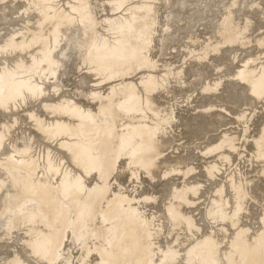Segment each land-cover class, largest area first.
I'll list each match as a JSON object with an SVG mask.
<instances>
[{
  "label": "rangeland",
  "instance_id": "374dc122",
  "mask_svg": "<svg viewBox=\"0 0 264 264\" xmlns=\"http://www.w3.org/2000/svg\"><path fill=\"white\" fill-rule=\"evenodd\" d=\"M28 1L30 4H28ZM189 1L195 2V0ZM215 1L211 0L210 4L213 11L209 13L213 16L214 10L217 9V13L214 14L215 19L220 16L218 18L219 23L215 24V27H219L218 34L215 31L216 36L212 33V27L206 26V28L204 23L197 20V10H199L200 5L197 6V8L199 7L198 9L195 8L194 10L180 9L183 13V19L190 18L200 23L196 24V22H193V25L190 23L181 25V23L177 27L171 25L168 21L169 16L179 6L180 0H0V12H2L0 13V33L6 36L10 31L16 30V32L11 34L12 36H9V41H6L7 43H3L0 47V74H2L0 75V199L8 186V181L14 180L12 177L14 175L13 172L16 170L15 173H19L18 178H16L17 180L19 179L17 181L19 188L14 192L17 196L12 192L8 195L9 197L7 196L9 200L5 207L0 210V219L10 210L21 205L22 202L26 200L28 202H25L27 204L25 206L27 207L24 206L23 210L19 214H16L20 219H15L16 216L14 215L13 219H11L10 227H8L10 229L7 230L4 238L0 240V264H28L25 261L26 259H24L27 256L40 260V262H34L35 264H113L114 262V264H134V262L135 264H210L211 261L213 262L212 264H264V206L261 205V202L264 204V189H260L259 187L264 179L262 176L264 175V169L258 167L260 162V166L263 167L264 157H261V161L260 157L256 156V151L259 147H262V152H264V147L261 146L262 144L264 145V83H262V81L264 82V0H220L222 1L220 4H216ZM52 4L56 5L52 7L50 6ZM135 5H137L135 8L131 7ZM157 5L160 6L158 7ZM243 6L245 7V15L242 17L238 12ZM203 7L204 5L202 4L201 8L203 9ZM42 8L43 10H41ZM221 14L223 15L221 16ZM122 16H127V19L125 20L122 32H119L114 25L115 21ZM107 19L111 20V23L113 22L111 27L108 26L110 23L107 24ZM145 25L149 26L146 27ZM233 28L235 31L232 30ZM53 32L59 34L54 35ZM1 34L0 39L5 37H2ZM127 35L130 36L131 40H129L130 38ZM230 35H232V39ZM190 36L195 37V39H191ZM143 38L145 39L142 40ZM136 39H138V42ZM228 39L232 41H227ZM198 40L200 46L196 49L195 46ZM140 43H143L144 47ZM102 44L109 48L112 55L109 53L104 58L102 57L101 54L104 50L100 47ZM6 46L8 49H6ZM115 48L118 49L119 53ZM212 51L215 53L214 56H216L211 60V64H214L213 66L215 67L218 66L217 69L223 67L213 75V77H217L218 74L221 76L218 85L227 83L225 85L227 90L230 87L237 89L241 85L240 83L246 80L250 81H246L249 83L248 88H251H247V93L248 91L251 93L254 91L253 95L255 92L260 93L263 91V93L258 94L259 99L256 98L258 100V107L256 106L255 108L254 106V112L252 111V106L249 111L236 114L233 118L231 116L234 124L232 122L230 124L220 123V127L217 126L212 133H208L201 141L198 140L199 142L196 143L198 148L196 145H194V148L193 145H191L192 147L190 144L189 146L187 145L190 143L189 138L195 140L192 134H188L190 136L170 138V143L167 145L168 148L166 150L151 155L147 170L133 168L134 165L130 163L132 155L134 153H141V149L145 145L144 138L152 132L160 131L161 127L158 129L159 126L164 124L162 127L166 128L167 126V130L173 131L174 128H181V125L184 127L188 121V124H190V122L192 123L196 120L194 117L193 120L191 118L195 116L194 112L191 113L192 116L189 115L190 118H187L186 115L184 116V114H187L184 113L185 108L189 104L187 100L192 101L194 97V94L190 90L187 93V97L183 99V101L185 100L184 103H178V101L175 103V108H173L174 112L170 110L173 113V115L171 114V119H173L176 109V113L184 111L181 114L175 113V116L177 118L180 117V119L175 121L176 117H174L172 121L176 122V124L171 122V126L168 127L170 125L168 121H171L168 120L170 119V111H168L169 109H167L165 102L169 97L165 99V102L162 100L158 102L153 97L155 92L160 88L156 81L157 76L160 73H166L165 71L168 68L165 65L167 63L172 65V68H178L182 63L180 62V65L177 64L178 66L174 65V67L173 63L179 62L180 58H185V62H182L184 64L187 62L188 65V62L190 64V61L198 60L201 53H210ZM137 52L139 53L137 54ZM224 53L231 56L226 57L227 55H224ZM237 53L238 55H236ZM247 53L250 55L246 64H249L248 69L251 70H249L248 76H243L240 72L242 67L237 71V64L244 66L242 62L239 63V59H244L246 57L244 55ZM62 54L64 57H62ZM139 57L140 59H138ZM114 58L116 59L114 60ZM96 59L98 63L95 61ZM225 59L227 61L224 63ZM229 61L233 62V64L229 65L231 64ZM224 64L229 65L227 69H224ZM31 66L32 68H30ZM45 66L47 68H44ZM190 66L191 64L188 68ZM20 67L21 69H19ZM191 67L190 69H192ZM229 67L231 68L230 70ZM189 70L184 68L182 72L181 70L178 71L189 75L187 73ZM191 72L189 73L191 74ZM237 74L241 75V79ZM254 75L255 77L252 79ZM225 76L237 77L235 79H228ZM182 77L179 74V80L185 81L186 78L183 79L185 75ZM180 81H177V83L182 82ZM213 82L214 80L209 82V86L212 89L214 88V84H211ZM174 87L177 86L174 84ZM222 87L223 85L216 88L221 91L215 93L214 99H216L215 96L220 92L217 96L220 97L222 95L224 88ZM256 87H259L260 91ZM226 89L224 88V90ZM124 90L131 93L128 99H125L126 94ZM120 92L124 93L125 96L124 94L119 95ZM257 93L254 95L256 96ZM146 96L150 97L149 100L151 102L147 103ZM57 99L60 102L62 101L61 106L63 108L57 109L52 106L54 103L56 104ZM54 100L55 102H53ZM203 101L206 102V100ZM66 103H70L72 106L67 107ZM144 105L147 107L146 109L143 107ZM155 109L156 111L163 112L162 120L160 115L157 116L153 113ZM192 110L194 111V109H190L189 112ZM213 110L215 109L209 107L206 108L205 112L210 113L209 111ZM166 113H168V117L164 116ZM222 113L224 114L223 111ZM250 113H256L254 114L255 117ZM223 114L219 115L216 119H221V116H224ZM181 115L183 116L181 117ZM141 118L144 119L143 123L137 124ZM250 118L251 120H249ZM248 120L253 124H248ZM60 122L61 125L59 124ZM247 125L248 128H246ZM80 127H82L81 134ZM133 127L134 132L121 135V128L130 129ZM200 127L198 126L194 129L195 134L196 132L197 135L201 133L197 131ZM156 128L158 130L154 131ZM165 128L162 129L164 130ZM244 129L248 133L246 137V134H242ZM56 131L61 132L57 134L55 133ZM217 134L218 136L221 134L219 140L215 139L217 138ZM47 135H51L49 136L50 139L49 137L47 138ZM53 135H56L58 138ZM256 135L260 138H256ZM207 136H210L211 142L214 139L216 141H214L213 147L209 149L211 151L204 152V149L208 147V142L203 145ZM242 136L245 138L243 139ZM187 137L189 138L187 139ZM84 141L85 143H83ZM216 142L218 143L215 148ZM79 145L81 146L79 147ZM250 145L254 147L251 148ZM67 148H70L71 151ZM115 148H118L116 149L115 156L116 165L112 168L110 167L111 169L109 166L103 167L105 163L112 159L111 157ZM243 148H246L248 152ZM250 149L254 150L251 151ZM58 150L64 154L58 155ZM189 155H192L193 159L187 162L186 160H190L191 158ZM247 155L250 157L248 158ZM87 156H91L92 159ZM248 159L251 160L249 161ZM49 163L51 164L48 165ZM249 164L251 166L255 164V170ZM221 167L222 170L225 169L222 171ZM211 169L214 170L212 171ZM236 169H238V173L244 172L243 175H238L241 178L235 175L237 174ZM248 169L251 173L247 171ZM6 170L7 172L9 170V172L7 173ZM88 172L90 174H87ZM153 172L159 173L158 179H153ZM229 174L234 175V178ZM253 175L255 176L252 177ZM243 179L245 180L243 181ZM246 181L250 183L249 190L245 188ZM77 184H81L80 187ZM239 184H242L241 187H243L241 188ZM218 185L222 188L220 190L224 194L223 197L221 191L218 190ZM62 186H64L63 189L59 190ZM77 188L79 190H76ZM215 188H218L217 190L220 193L218 191L215 192ZM234 189H236L237 193H234ZM45 190L47 191L46 193ZM231 190H233L232 194ZM81 191L83 193H80ZM87 192L91 194L95 193V195L91 199L88 198L89 200H86L84 196H87ZM176 192L182 194L178 197ZM251 193L257 195L260 203L251 202ZM89 194L88 196H90ZM115 195L118 198L121 197L119 202H114L117 199L114 198ZM176 199L180 201L175 203ZM232 199L236 200L232 201ZM226 202H230L231 205ZM243 202H247L246 205ZM55 204H58L57 208H54L53 205ZM241 204H244L243 207H241ZM235 205L237 206L236 209ZM259 206L262 207V210ZM36 207L41 209L38 210ZM214 210L216 213H213ZM219 210L221 211L220 216H218ZM39 212L43 216L41 213L39 215ZM65 215L68 218L66 220ZM223 217H225L224 221L222 220ZM230 218V221L227 220ZM48 219L51 222L53 221V223L50 224L51 222ZM183 219H186V221L183 222ZM12 222L15 223L13 224ZM54 223L55 225H53ZM123 226L124 228H122ZM235 226L237 227L234 228ZM239 228L242 232L239 231ZM189 229L190 232L188 231ZM120 233L124 234L123 237ZM156 233L158 234L156 235ZM115 239L118 240L116 241ZM149 240L155 242L148 243L147 241ZM39 242L44 243V245ZM158 242H162V245L157 247ZM145 246L148 248H145ZM46 247L50 248V250ZM52 247L56 248L55 251ZM163 247H165L164 253L161 251ZM212 247L213 250L211 249ZM217 247L218 253L216 251ZM52 251L56 253L53 254ZM211 251L213 252L212 254ZM255 251L259 252L255 253ZM260 251L263 253H260ZM230 253H232L231 256ZM56 254L57 256L54 257ZM102 254L104 257H102ZM249 255L250 257H248ZM233 256L234 258H232ZM51 257L55 259L53 260L52 258L51 260ZM212 257L215 260H212Z\"/></svg>",
  "mask_w": 264,
  "mask_h": 264
},
{
  "label": "bare ground",
  "instance_id": "6f19581e",
  "mask_svg": "<svg viewBox=\"0 0 264 264\" xmlns=\"http://www.w3.org/2000/svg\"><path fill=\"white\" fill-rule=\"evenodd\" d=\"M16 1V0H15ZM75 1V0H74ZM132 1V0H131ZM173 1H175V0H173ZM177 1V0H176ZM215 1V0H214ZM2 2V1H1ZM33 2V1H32ZM36 2V1H35ZM125 2H127V1H125ZM161 2V1H160ZM210 2H211V0H195V2H191V1H189V0H180V4H178L179 6L177 7V8H175L174 10H173V12H172V14L169 16V19H168V21H169V23H171V25H173L174 27L176 26H180V24L181 25H183L184 23L185 24H188V23H190V24H194L193 22H196V24L197 23H200V22H202V23H204V25H205V27L206 26H209V27H212V33L213 34H215V36H216V33H215V31H217V34H218V31H219V27H215V24H217V23H219V21H218V18L220 17V16H218V18H216L215 19V13H217V9H215L214 10V14H213V16H211V14L209 13V12H211V11H213V8L211 7V4H210ZM220 2H222V1H220V0H218V1H215V3L216 4H220ZM38 3V2H37ZM43 3V2H42ZM28 4H30L29 3V1H28ZM129 4V3H128ZM174 4V3H173ZM202 4L204 5V7H203V9L201 8L202 7ZM56 4H52V5H50V6H52V7H54ZM130 5V4H129ZM134 5V4H133ZM154 5H156V4H154ZM200 5V8H199V10H197V13H198V15H197V17H198V21H200V22H197V21H193V20H191L190 18H185V19H183L182 18V16H183V13L181 12V8L183 9H195V8H197V6H199ZM27 6V5H26ZM25 6V7H26ZM85 6H87V5H85ZM108 6V5H107ZM137 5H135V6H131V7H133V8H135ZM152 6V5H151ZM158 6V5H157ZM160 6V5H159ZM158 6V7H159ZM80 7V6H79ZM130 7V8H131ZM44 8V7H43ZM43 8L41 9V10H43ZM80 8H82V7H80ZM133 8H132V10H133ZM138 8V7H137ZM144 8V7H143ZM146 8V7H145ZM197 8V9H198ZM33 9V8H32ZM44 9H46V8H44ZM88 9V8H87ZM139 9V8H138ZM151 9V8H150ZM200 9H202L201 11H200ZM244 9H245V7L243 6V8H241V10L238 12L239 14H240V16H244L245 15V13H244ZM40 10V9H39ZM148 10V9H147ZM164 10V9H163ZM180 10V11H179ZM207 10V11H206ZM8 11V10H7ZM23 11V10H22ZM30 11H32V10H30ZM77 11H78V9H77ZM114 11V10H113ZM200 11V12H199ZM104 12V11H103ZM188 12H190V11H188ZM237 12V11H236ZM0 13H2V12H0ZM23 13H26V12H23ZM22 13V14H23ZM29 13V12H28ZM153 13V12H152ZM164 13H165V11H164ZM191 13H193L192 11H191ZM10 14V13H9ZM27 14V13H26ZM87 14V13H86ZM160 14H161V12H160ZM24 15V14H23ZM29 15V14H28ZM177 15V16H176ZM223 14H221V16H222ZM226 15V14H225ZM17 16V15H16ZM25 16V15H24ZM83 16V15H82ZM87 16V15H86ZM156 16V15H155ZM22 17V16H21ZM127 16H125V17H120V18H118L116 21H115V25L114 26H116L117 27V30L119 31V32H122V30H123V27L125 26V20L127 19L126 18ZM133 17V16H132ZM136 17V16H135ZM146 17V16H145ZM150 17V16H149ZM158 17V16H157ZM196 17V18H197ZM224 17V16H223ZM81 18V17H80ZM88 18V17H87ZM103 18V17H102ZM108 18H111V17H108ZM161 18V17H160ZM163 19V18H162ZM161 19V20H162ZM89 20V19H88ZM229 20V19H228ZM72 21V20H71ZM84 21H85V19H84ZM95 21V20H94ZM105 21H106V19H105ZM109 21V22H108ZM218 21V22H217ZM17 22V21H16ZM74 22V21H73ZM76 22V21H75ZM148 22H149V20H148ZM160 22V21H159ZM216 22V23H215ZM0 23H1V21H0ZM67 23V22H66ZM65 23V24H66ZM69 23V22H68ZM83 23V22H82ZM108 23H110V25H108L109 27H111V24L113 23H111V20H109V19H107V24ZM161 23H163V22H161ZM212 23V24H211ZM14 24V23H13ZM12 24V25H13ZM70 24V23H69ZM73 24V23H72ZM150 24V23H149ZM6 25H8V24H6ZM5 25V26H6ZM192 25H190L191 27H192ZM63 26H64V24H63ZM107 26V27H108ZM146 26V25H145ZM149 25H147L146 27H148ZM186 26V25H185ZM189 26V25H188ZM225 26V25H224ZM184 27V26H183ZM232 27V26H231ZM163 28V27H162ZM207 28V27H206ZM229 28H230V26H229ZM228 28V29H229ZM13 29V28H12ZM88 29V28H87ZM134 29V28H133ZM143 29V28H142ZM153 29V28H152ZM231 29V28H230ZM64 30V29H63ZM233 31H235V29L233 28L232 29ZM231 30V31H232ZM246 30V29H245ZM60 31V30H59ZM87 31V30H86ZM142 31V30H141ZM155 31V30H154ZM8 32V31H7ZM13 32H16V30H14V31H10L6 36L3 34H1V36L3 37V36H5L4 38H2V39H0V47H1V45L3 44V43H7L6 41H9V36H12L11 34L13 33ZM19 32V31H18ZM65 32V31H64ZM68 32V31H67ZM138 32V31H137ZM140 32V31H139ZM242 32V31H241ZM54 33V32H53ZM168 33V32H167ZM200 33V32H199ZM239 34H240V32H238ZM246 33V32H245ZM248 33V32H247ZM16 34V33H15ZM56 34H59V33H56ZM55 33H54V35H56ZM60 34H62V33H60ZM66 34V33H65ZM201 34V33H200ZM205 34V33H204ZM232 34H234V33H232ZM254 34V33H253ZM63 35V34H62ZM126 35V34H125ZM189 35H191V34H189ZM221 35V34H220ZM238 35V34H237ZM242 35V34H241ZM240 35V36H241ZM243 35H244V32H243ZM14 36V35H13ZM20 36V35H19ZM128 36V35H127ZM144 36V35H143ZM213 36V35H212ZM232 35H230V37H231ZM234 36V35H233ZM15 37V36H14ZM17 37V36H16ZM129 38H130V36H128ZM134 37V36H133ZM136 37V36H135ZM229 37V38H230ZM255 37V36H254ZM136 38H138V37H136ZM190 38L192 39V38H194L195 39V37H192V36H190ZM200 38V37H199ZM198 38V39H199ZM228 38V37H227ZM234 38H236V36H234ZM125 39V38H124ZM145 38H143L142 40H144ZM201 39V38H200ZM224 39V38H223ZM231 39H232V37H231ZM241 39H242V37H241ZM247 39V38H246ZM55 40V39H54ZM129 40H131V38L129 39ZM134 40H135V38H134ZM137 40V42H138V39H136ZM142 40H141V42H142ZM230 39H228L227 41H229ZM238 40H239V38H238ZM250 40V39H249ZM256 40V39H255ZM264 40V39H263ZM230 41H232V40H230ZM233 41H235V40H233ZM241 41V40H240ZM242 41H243V39H242ZM13 42V41H12ZM57 42V41H56ZM134 42V41H133ZM144 42H146V41H144ZM236 42H238V41H236ZM236 42H234V43H236ZM58 43V42H57ZM56 43V44H57ZM130 43V42H129ZM128 43V44H129ZM231 43V42H230ZM233 43V42H232ZM124 44V43H123ZM127 44V45H128ZM140 44H143V43H140ZM200 43H199V40L196 42V46H195V48L197 49V47H199L200 45H199ZM226 44H227V42H226ZM238 44V43H237ZM241 44V43H240ZM262 44H263V42H262ZM9 45V44H8ZM133 45V44H132ZM171 45H173V44H171ZM202 45V44H201ZM218 45H220V44H218ZM225 45V44H224ZM223 45V46H224ZM233 46H234V44H232ZM236 45V44H235ZM116 46V45H115ZM140 46V45H139ZM222 46V45H221ZM231 46V45H230ZM264 46V45H263ZM262 46V47H263ZM100 47H102L104 50H103V52H102V57L104 58V56H106V54L108 55L109 53L111 54V52H110V50H109V48L108 47H105V45H100ZM118 47V46H117ZM122 47V46H121ZM143 47H144V44H143ZM146 47V46H145ZM193 47V46H192ZM219 47V46H218ZM229 47V46H228ZM243 47V46H242ZM247 47V46H246ZM250 47V46H249ZM136 48H138V47H136ZM142 48V47H141ZM140 48V49H141ZM258 48V47H257ZM6 49H8L7 48V46H6ZM10 49V48H9ZM55 49V48H54ZM139 49V48H138ZM4 50V49H3ZM66 50V49H65ZM87 50V49H86ZM114 50V49H113ZM115 50L117 51L118 49L117 48H115ZM137 50V49H136ZM258 50V49H257ZM262 50V49H261ZM115 51V52H116ZM133 51V50H132ZM190 51H191V49H190ZM196 51V50H195ZM211 51V50H210ZM235 51V50H234ZM65 52V51H64ZM118 53H119V51H117ZM125 52V51H124ZM194 52V51H193ZM192 52V53H193ZM200 52V51H199ZM6 53H11V52H6ZM14 54H15V52H13ZM139 52H137V54H138ZM142 53V52H141ZM206 53V52H205ZM200 54L201 56L199 57V59L198 60H196V61H190V64H191V68L192 69H190V67L188 68V66L190 65L189 64V62H188V65H187V62L184 64V62H185V58L184 59H179L180 61L179 62H177L176 64L175 63H173V67H174V65H176V66H178L177 64H179L180 62L182 63L180 66H178V68H172V65H170V64H166L165 65V67L166 68H168V69H166V73L164 74V73H162V74H164V75H162L161 73H160V75H162V76H157V78H156V81H157V84L159 85V89L155 92V94H154V99L155 100H157L158 102H160L161 100L162 101H164L165 102V99H167L168 97V100L165 102V105H167L166 107H167V109H169L168 111H170V110H174L173 108H175L174 106H175V103L176 102H178V103H180V102H183L184 103V101H183V99L184 98H186L187 97V93H189V91L191 90V92L194 94V97H193V100L192 101H189V100H187L188 101V109H186L185 108V112L184 113H187V114H184V116L186 115L187 116V118H190L189 117V115L190 116H192L191 115V113H193L195 116H192L191 118H192V120H193V117L196 119L195 121H193L192 123L190 122V124H188V122H186L187 124H185L184 125V127L181 125V128L179 127L178 129H176V128H174V129H176V130H174L173 129V131H171V130H167L168 128H167V126H166V128L165 127H162V126H159L158 127V129H160V127H161V129L162 128H165L164 130L162 129H160V131L156 128L154 131H156V130H158V131H156V132H152L151 134H149L147 137H145L144 138V141H145V145H144V147H143V149H141V153L140 154H136V153H134L133 155H132V161L130 162L132 165H134V167L133 168H142V169H145V170H147V166H148V163L150 162V157H151V155L152 154H158L160 151H164V150H166L167 148H168V144L170 143V138H177V137H180V136H187L188 134H192L195 138V140H193V139H190L189 137H187V139L190 141V143H188L187 145L189 146V144H190V146L191 145H193V148H194V145H196L197 146V142H199L198 140H202L208 133H212L213 132V130H215L214 128H216L217 126H219V124L220 123H222V124H224V123H228V124H230V122H232V121H234V120H232L231 119V116H232V118L234 117V116H236V114H240L241 112L242 113H244V112H246L247 110L249 111V109H251L252 108V106H253V108H252V111H253V109H254V106H255V108H256V106L258 107V104H257V102H258V100L256 99V98H258L259 99V97H258V94H260V93H263V91H261L260 93H257V92H255L254 94H256L257 93V97L253 94L252 95V93L254 92V91H252V93L251 92H249L248 91V93H247V88H248V82H250V81H248V80H246V81H248V82H246L245 80H243L244 78H242V80L243 81H245V82H242V83H240L241 85L240 86H238L239 88H237V89H234V88H231L230 86V88H228V90L226 89V87H225V85L227 84V83H225V84H221V85H223V87L226 89V90H224V88H223V93H222V95L219 97V96H217V95H219V94H217L215 97H216V99H214L213 98V96L215 95V93L216 92H218V91H221L220 89H216L218 86H221V85H218V82H219V80H220V78H221V76L218 74V79H217V77H213V75H215V72L216 71H218L219 69H222V68H219V69H217V67H215V66H213L214 64H211V60L212 59H214V57L216 56H214V52L212 51V52H210V53H206V54ZM229 53V52H228ZM231 53V52H230ZM219 54H221V53H219ZM218 54V55H219ZM232 54V53H231ZM244 54V53H243ZM10 55V54H9ZM12 56H14L13 54H11ZM61 55V54H60ZM59 55V56H60ZM63 55V54H62ZM112 55V54H111ZM134 55V54H133ZM140 55V54H139ZM143 55H144V53H143ZM195 55V54H194ZM193 55V56H194ZM224 55H227L226 53H224ZM235 55V54H234ZM236 55H238V53L236 54ZM249 55L250 54H245L244 56H246L244 59H239V63H241L242 62V64L244 65V66H239L240 64H237V66H238V69H237V71L240 69V67H242L241 68V74L244 76V75H249V70H251V69H248V66H249V64H246V61L249 59ZM97 56V55H96ZM220 56V55H219ZM229 56H231V55H227L226 57H229ZM241 56V55H240ZM243 56V57H244ZM256 56V55H255ZM56 57H58V56H56ZM62 57H64V55L62 56ZM62 57H60V58H62ZM116 57V56H115ZM125 57V56H124ZM192 57V56H191ZM221 57V56H220ZM236 57V56H235ZM235 57H233L234 59H235ZM96 58V57H95ZM224 58V57H223ZM91 59H93V58H91ZM106 59V58H105ZM116 58H114V60H115ZM120 59V58H119ZM138 59H140V57L138 58ZM187 59V58H186ZM193 59V58H192ZM191 59V60H192ZM194 59H195V57H194ZM216 59H217V57H216ZM220 59V58H219ZM222 59V58H221ZM220 59V60H221ZM229 59V58H228ZM234 59H233V61H234ZM102 60V59H101ZM100 60V61H101ZM223 60V59H222ZM237 60H238V57H237ZM91 61V60H90ZM95 61H97V59L95 60ZM94 60H93V62H95ZM182 61H184V62H182ZM188 61H189V59H188ZM217 61V60H216ZM227 60L225 59V61H224V63L226 62ZM255 61V60H254ZM254 61H253V63H254ZM66 62V61H65ZM109 62V61H108ZM221 62V61H220ZM230 62V61H229ZM36 63H38L37 61H36ZM92 63V62H91ZM97 63H98V61H97ZM231 64H229L228 62H227V64H229V65H232L233 64V62H230ZM249 63H251V62H249ZM89 64V63H88ZM93 64V63H92ZM95 64H96V62H95ZM139 64V63H138ZM227 64H224V69H227V67L229 66V65H227ZM255 64V63H254ZM187 65V67H185ZM251 65H253V64H251ZM5 66V65H4ZM30 66V65H29ZM33 66V65H32ZM32 66L30 67V68H32ZM54 66V65H53ZM64 66V65H63ZM131 66V65H130ZM236 66V65H235ZM256 66V65H255ZM254 66V67H255ZM1 67H3V66H1ZM22 67H24V66H22ZM34 67V66H33ZM85 67V66H84ZM233 67V66H232ZM258 67V66H257ZM44 68H47V66H45ZM184 68H187V70H189V72H191V74L189 73V72H187L189 75H187L186 73L184 74V73H181L182 72V70L184 69ZM237 68V67H236ZM249 68H251V67H249ZM19 69H21V67L19 68ZM26 69V68H25ZM56 69V68H55ZM130 69V68H129ZM172 69V70H171ZM223 69V70H224ZM231 68L229 67V70H230ZM17 70V69H16ZM53 70V69H52ZM178 70H181V72L180 71H178ZM235 70V69H234ZM234 70H233V72H234ZM253 70V69H252ZM29 71V70H28ZM124 72V71H123ZM127 72V71H126ZM184 72V71H183ZM185 72H186V70H185ZM230 72V71H229ZM0 73H1V71H0ZM28 73V72H27ZM230 73H232V72H230ZM179 74H181V76H183L184 77V75H185V77L183 78V79H185L186 78V80L184 81V80H179ZM182 74H184V75H182ZM251 74H252V72H251ZM251 74H250V76H251ZM0 75H2V74H0ZM186 75H187V77H188V79H187V77H186ZM221 75H222V73H221ZM256 75V74H255ZM255 75L254 76H252V79H253V77H255ZM264 75V74H263ZM237 76H241V75H238L237 74ZM236 76V77H237ZM17 77H19V76H17ZM107 77V76H106ZM235 77V78H236ZM238 77V78H239ZM225 78H228V79H235L234 77H231V76H225ZM245 78H246V76H245ZM250 78V77H249ZM18 79V78H17ZM115 79V78H114ZM181 79V78H180ZM240 79H241V77H240ZM16 80V79H15ZM108 80V79H107ZM116 80V79H115ZM161 80V81H160ZM163 80V81H162ZM212 80H214V82L213 83H211V84H214V88L212 89V87H210L209 86V82L210 81H212ZM262 80V79H261ZM177 81H180L181 83H177ZM238 81V80H237ZM237 81H235V82H237ZM1 82V81H0ZM80 83H81V81H79ZM226 82H228V81H226ZM253 82V81H252ZM257 83V82H256ZM262 83H264L263 81H262ZM261 83V84H262ZM174 84H175V86H177V87H174ZM178 84V85H177ZM259 84H260V82H259ZM81 85V84H80ZM251 85V84H250ZM170 86H172V87H170ZM264 87V86H263ZM147 88V87H146ZM256 88H258V90L260 91V89H259V87H256ZM248 89H251L250 87L248 88ZM253 90H254V88H253ZM150 91V90H149ZM149 91H146L147 93H150ZM256 91H257V89H256ZM63 92H65V91H63ZM124 92H125V94H126V98L125 99H128L131 95V93H129V92H126L125 90H124ZM145 92V93H146ZM204 92H206V93H204ZM208 92V93H207ZM146 93V94H147ZM250 93V94H249ZM60 94V93H59ZM122 94H124V93H119V95H122ZM125 94H124V96H125ZM170 94H172V95H170ZM171 96V99H170V96ZM262 95V94H261ZM264 95V94H263ZM218 97V98H217ZM263 97V96H262ZM261 98V97H260ZM146 100H147V103H149V102H151L149 99H150V97H148V96H146V98H145ZM170 99V100H169ZM51 100V99H50ZM49 100V101H50ZM203 100H206V102L205 101H203ZM261 100H262V98H261ZM45 101V100H44ZM57 101H58V99H57ZM56 101V104L54 103H50V104H53L52 106L54 107V108H57V109H60V108H63L62 106H61V102L60 101H58L57 102ZM53 102H55V100L53 101ZM99 102H101V101H99ZM98 102V103H99ZM47 103V102H46ZM49 103V102H48ZM44 104V103H43ZM55 105H56V107H55ZM16 106V105H15ZM66 106L67 107H71L72 105L69 103V104H67L66 103ZM143 107H145V109L147 108L145 105L143 106ZM209 107H212V108H214L215 110H213V111H209L210 113H206L205 111H206V108H209ZM19 108V107H18ZM13 109H14V107H13ZM20 109V108H19ZM183 109V108H182ZM190 109H194V111L192 110V111H190L189 112V110ZM258 110H259V108H257ZM104 110V109H103ZM180 111H181V109H179ZM186 110H187V112H186ZM255 110V109H254ZM154 111H156V109L154 110ZM153 111V113H155L157 116L158 115H160L159 117L161 118V120H162V116H163V112H160V111H156V112H154ZM172 111H170V113H169V115H170V119H168V120H171V121H168L167 120V118H166V120L168 121V123L170 124L171 122L172 123H174V124H176V122H174V121H172L173 119H174V117H176V119H175V121L177 120V119H180V117H178L177 118V116H175L177 113H183V111H181V112H177L176 113V111H177V109L175 110V113H174V117H173V119H171L172 118V116H171V114L173 115V113H171ZM222 111L224 112V114L222 113ZM174 112V111H173ZM228 112V113H227ZM251 112V111H250ZM254 112V111H253ZM161 113H162V115H161ZM96 114V113H95ZM113 114V113H112ZM126 114V113H125ZM124 114V115H125ZM168 113H166L164 116L165 117H168L169 115H167ZM224 115L223 117L221 116V119H216V118H218V116L219 115ZM247 114V113H246ZM251 114V113H250ZM249 114V115H250ZM254 114H256V113H253V114H251V115H253V117H255V115ZM167 115V116H166ZM179 115V114H178ZM114 116V115H113ZM183 115H181V117H182ZM240 116V115H239ZM105 117H107V116H105ZM197 117V118H196ZM110 118V117H109ZM184 118V117H183ZM182 118V119H183ZM245 118V117H244ZM243 118V119H244ZM249 118V117H248ZM252 118V117H251ZM251 118L249 119V120H251ZM164 119V118H163ZM185 119V118H184ZM229 119H231V120H229ZM247 119V118H246ZM253 119V118H252ZM143 118H141V119H139L138 120V122H137V124H142L143 123ZM160 120V121H161ZM191 120V121H192ZM248 120V124H250V123H252V122H250ZM256 120V119H255ZM179 121V120H178ZM178 121H177V123H178ZM108 122V121H107ZM163 122H164V120H163ZM246 122V121H245ZM165 123V122H164ZM167 123V124H168ZM233 123V122H232ZM236 123V122H235ZM55 124V123H54ZM60 125H61V122L59 123ZM160 124V123H159ZM161 124H162V122H161ZM160 124V125H161ZM167 124H165V125H167ZM234 124V123H233ZM247 124V123H246ZM253 124V123H252ZM264 124V123H263ZM263 124H259V125H263ZM203 126V128H201L202 126ZM58 126V125H57ZM169 126H171V124L170 125H168V127ZM200 127L199 128V130H197L198 132L200 131L201 133H199L198 135H197V132H196V134H195V131H194V129L195 128H197V127ZM226 126V125H225ZM240 126V125H239ZM249 126H251V125H249ZM264 126V125H263ZM262 126V127H263ZM38 127V126H37ZM59 127V126H58ZM64 127V126H63ZM220 127V126H219ZM242 127H244V126H242ZM62 128V127H61ZM82 127H80L79 128V130H80V134L82 133V129H81ZM171 128V127H170ZM169 128V129H170ZM246 128H248V125H247V127ZM250 128V127H249ZM261 128V127H260ZM60 129V128H59ZM58 129V130H59ZM112 129V128H111ZM203 129V130H202ZM264 129V128H263ZM46 130V129H45ZM57 130V131H58ZM75 130V129H74ZM77 130V129H76ZM88 130V129H87ZM227 130V129H226ZM233 130V129H232ZM262 130V129H261ZM37 131V130H36ZM53 131V130H52ZM55 132V133H60V132ZM66 131V130H65ZM84 131H85V129H84ZM84 131H83V133H84ZM90 131V130H89ZM25 132V131H24ZM30 132V131H29ZM50 132V131H49ZM90 132H92V131H90ZM131 132H134V127L133 128H130V129H128V128H121V135H126V134H128V133H131ZM218 132V131H217ZM247 131L244 129L243 131H242V134H246L245 135V137L247 136V134L248 133H246ZM249 132V131H248ZM257 132H259V130H257ZM45 133V132H44ZM51 133V132H50ZM53 133V132H52ZM78 133V132H77ZM260 133H261V131H260ZM73 134V133H72ZM258 134V133H257ZM17 135V134H16ZM46 135V134H45ZM191 135V137H193ZM240 135V134H239ZM13 136V135H12ZM49 136H51V135H49ZM48 135H47V138L49 137ZM54 137H57L56 135H53ZM74 136V135H73ZM81 136V135H80ZM84 136H85V134H84ZM188 136H190V135H188ZM217 136V138H215L216 140H219V138H220V136H221V134H220V136H218V134L216 135ZM215 136V137H216ZM257 136V135H256ZM263 136V135H262ZM60 137V136H59ZM62 137V136H61ZM63 137H65V136H63ZM77 137H79V135H77ZM111 137V136H110ZM243 137V136H242ZM245 137H243V139L245 138ZM259 136H257L256 138H258ZM2 138V137H1ZM58 138V137H57ZM87 138V137H86ZM160 138V139H159ZM260 138V137H259ZM258 138V139H259ZM264 138V137H263ZM12 139V138H11ZM49 139H50V137H49ZM64 139V138H63ZM79 139V138H78ZM83 139V138H82ZM213 140L212 142H211V140H210V136L208 137H206L205 138V140H204V142H203V145L204 144H206L207 142H208V147L206 148V149H204L205 151L204 152H206V151H208L209 149H211L212 147H213V143H215L214 141H216V140ZM232 139V138H231ZM242 139V140H243ZM1 140V139H0ZM42 140V139H41ZM54 140V139H53ZM72 140V139H71ZM87 140V139H86ZM263 140V139H262ZM73 141V140H72ZM238 141V140H237ZM67 142V141H66ZM83 143H85V141L83 142ZM217 143L218 142H216V145H215V148H216V146H217ZM262 143H263V141H262ZM41 144H43V143H41ZM82 144V143H81ZM88 144V143H87ZM255 144H257V143H255ZM260 144V143H259ZM61 145V144H60ZM66 145V144H65ZM70 145V144H69ZM83 145V144H82ZM89 145V144H88ZM219 145V144H218ZM37 146V145H36ZM41 146V145H40ZM44 146H46V145H44ZM62 146V145H61ZM81 145H79V147H80ZM84 146H85V144H84ZM119 146V145H118ZM246 146V145H245ZM257 146H259L258 144H257ZM261 146H263L264 147V145L262 144ZM43 147V146H42ZM192 147V146H191ZM250 147H251V145H250ZM254 147V146H253ZM253 147H251V148H253ZM26 148V147H25ZM28 148V147H27ZM34 148V147H33ZM36 148V147H35ZM46 148V147H45ZM50 148V147H49ZM87 148H89V147H87ZM197 148H198V146H197ZM201 148V147H200ZM236 148V147H235ZM246 148H247V146H246ZM246 148H243V149H246ZM16 149V148H15ZM32 149V148H31ZM43 149V148H42ZM63 149V148H62ZM68 149V148H67ZM70 149V148H69ZM68 149V150H69ZM73 149V148H72ZM79 149H81V148H79ZM93 149V148H92ZM99 149V148H98ZM116 149H118V148H115V150H114V152H113V156L111 157L112 159L110 160V161H108L107 163H105L104 165H103V167H108L109 166V168L111 167H114L115 165H116ZM256 149V148H255ZM7 150V149H6ZM45 150H47V149H45ZM44 150V151H45ZM77 150V149H76ZM91 150V149H90ZM94 150V149H93ZM102 150V149H101ZM203 150V149H202ZM237 150V149H236ZM247 150V149H246ZM251 150V149H250ZM254 150V149H253ZM253 150H251V151H253ZM262 147H259L258 149H257V153H256V156H259L260 157V159H261V161H262V158L261 157H264V152H262ZM4 151H5V149H4ZM12 151V150H11ZM35 151V150H34ZM70 151H71V149H70ZM78 151V150H77ZM76 151V152H77ZM100 151V150H99ZM209 151H211V150H209ZM6 152V151H5ZM19 152V151H18ZM53 152V151H52ZM58 152V155H62V154H64L62 151L61 152H59V150L57 151ZM74 152V151H73ZM83 152H84V150H83ZM101 152V151H100ZM231 152H234V151H231ZM244 152V151H243ZM242 152V153H243ZM246 152H248V150L246 151ZM262 152V153H261ZM1 153V152H0ZM7 153V152H6ZM35 153V152H34ZM79 154H80V152H78ZM82 153V152H81ZM85 154H86V152H84ZM238 153H239V150H238ZM253 153V152H252ZM255 153V152H254ZM53 154V153H52ZM75 154V153H74ZM230 154V153H229ZM232 154V153H231ZM248 154V153H247ZM1 155V154H0ZM73 155V154H72ZM78 155V154H77ZM250 155H251V153H250ZM254 155V154H253ZM252 155V156H253ZM3 156V155H2ZM5 156H6V154H5ZM23 156V155H22ZM22 156H19V157H22ZM45 156V155H44ZM74 156V155H73ZM95 156H97V155H95ZM190 156V155H189ZM192 156V155H191ZM190 156V157H191ZM245 156H246V154H245ZM43 157V156H42ZM47 157V156H46ZM45 157V158H46ZM87 157H91V156H87ZM188 157V156H187ZM190 157H188V158H190ZM193 157V156H192ZM190 158V160L189 159H187L186 161L188 162V161H191V159H193V158ZM224 157H226L227 158V156L226 155H224ZM229 157V156H228ZM247 157L249 158L250 156L249 155H247ZM8 159H9V157H7ZM24 158H27V157H24ZM36 158V157H35ZM39 158V157H38ZM44 158V160H46ZM97 158V157H96ZM95 158V159H96ZM126 158V157H125ZM211 158V157H210ZM231 158V157H230ZM252 158V157H251ZM80 159V158H79ZM90 159V158H89ZM91 159H92V157H91ZM256 159H258V158H256ZM259 159V160H260ZM20 160H21V158H20ZM27 160V159H26ZM211 160V159H210ZM227 160V159H226ZM229 160V159H228ZM249 160V159H248ZM251 160V159H250ZM249 160V161H250ZM253 160V159H252ZM14 162H15V160H13ZM23 161H24V159H23ZM50 161V160H49ZM98 161V160H97ZM125 161V160H124ZM123 161V162H124ZM248 161V162H249ZM256 161V160H255ZM263 161H264V159H263ZM22 162V161H21ZM46 162V161H45ZM51 162V161H50ZM92 162H94V161H92ZM201 162V161H200ZM224 162H226L225 160H224ZM238 162V161H237ZM205 163V162H204ZM209 163V162H208ZM207 163V164H208ZM239 163V162H238ZM237 163V164H238ZM247 163V162H246ZM251 163V162H250ZM253 163H255L254 161H253ZM252 163V164H253ZM257 163V162H256ZM259 163V162H258ZM19 164V163H18ZM22 164H23V162H22ZM35 164V163H34ZM51 163H49L48 165H50ZM54 164H56V163H54ZM97 164V163H96ZM100 164V163H99ZM202 164V163H201ZM232 164V163H231ZM248 164V163H247ZM228 165H229V163H228ZM250 165V164H249ZM261 165V162H260V164H259V166L258 167H260V168H263L264 169V163H263V167L262 166H260ZM4 166H6V165H4ZM29 166V165H28ZM93 166V165H92ZM251 166V165H250ZM254 168V170H255V164L254 165H252ZM251 166V167H252ZM15 167V166H14ZM209 167H211V166H209ZM213 167V166H212ZM223 167H225V166H223ZM227 167V166H226ZM250 167V168H251ZM257 167V168H258ZM95 168V167H94ZM110 168V169H111ZM260 168H259V170H260ZM9 169H12V170H14L15 168H9ZM49 169H50V167H49ZM225 169V168H224ZM223 169V170H224ZM244 169V168H243ZM252 169V170H253ZM40 170V169H39ZM38 170V171H39ZM55 170V169H54ZM212 170V169H211ZM214 170V169H213ZM212 170V171H213ZM221 170H222V167H221ZM222 170V171H223ZM237 170V174H235V175H239V174H241V175H243L244 174V172H240V173H238V169H236ZM256 170H258V169H256ZM262 170V169H261ZM16 171V170H15ZM15 171L13 172L14 173V175L12 176L13 178H14V180H9L8 181V183H7V188H6V190L2 193V196H1V199H0V210L1 209H3L4 207H5V205H6V203H7V201L9 200L8 199V195L12 192V193H14V192H16V190H18V188H19V186L17 185V181L19 180H17L16 178H18V174L19 173H15ZM37 171V170H36ZM41 171H42V169H41ZM49 171V170H48ZM47 171V172H48ZM51 171V170H50ZM97 171V170H96ZM210 171V170H209ZM221 171V172H222ZM231 171V170H230ZM248 172L250 171L249 169L247 170ZM6 172H7V170H6ZM8 172H9V170H8ZM7 172V173H8ZM32 172V171H31ZM215 172V171H214ZM264 172V171H263ZM34 174H35V172H33ZM206 173H208V172H206ZM210 173V172H209ZM225 173V172H224ZM228 173H231V172H228ZM233 173V172H232ZM250 173H251V171H250ZM249 173V174H250ZM256 173H258V172H256ZM47 174V173H46ZM87 174H90L89 172L87 173ZM96 174V173H95ZM215 174V173H214ZM247 174V173H246ZM248 174V175H249ZM262 174V173H261ZM38 175V174H37ZM42 175V174H41ZM40 175V176H41ZM154 175V176H153ZM153 175H152V177H153V179H158L159 178V173H157V172H153ZM194 175V174H193ZM230 175V174H229ZM241 175H239V176H241ZM92 176V175H91ZM208 176V175H207ZM231 177H233L234 178V175L232 176V174L230 175ZM230 176H229V178H230ZM238 176V177H239ZM255 175H253L252 177H254ZM257 176V175H256ZM263 177H264V175H262ZM193 177V176H192ZM195 177V176H194ZM202 177V176H201ZM212 177V176H211ZM215 177V176H214ZM217 177V176H216ZM238 177H236V178H238ZM262 177V178H263ZM213 178V177H212ZM239 178H241V177H239ZM238 178V179H239ZM257 178H259V177H257ZM26 179V178H25ZM192 179V178H191ZM238 179H237V181H238ZM210 180H212V179H210ZM233 180H235V179H233ZM241 180V179H240ZM245 179H243V181H244ZM23 181V180H22ZM32 181V180H31ZM30 181V182H31ZM203 181V180H202ZM207 181H209V180H207ZM20 182V181H19ZM24 182V181H23ZM81 182V181H80ZM215 182V181H214ZM21 183V182H20ZM19 183V184H20ZM237 183V182H236ZM244 183V182H243ZM252 183V182H251ZM23 184V183H22ZM31 184H32V182H31ZM95 184V183H94ZM249 184L250 183H248L247 181H246V184H245V188L246 189H248L249 190ZM75 185V184H74ZM77 185H79V184H77ZM81 185V184H80ZM80 185H79V187H80ZM224 185V184H223ZM237 185V184H236ZM240 185V184H239ZM242 185V184H241ZM241 185H240V187H241ZM46 186V185H45ZM235 186V185H234ZM238 186V185H237ZM63 187L64 186H62L59 190H62L63 189ZM73 187V186H72ZM71 187V188H72ZM82 187V186H81ZM87 187V186H86ZM178 187V186H177ZM186 187V186H185ZM218 187H219V185H218ZM236 187V186H235ZM243 187V186H242ZM241 187V188H242ZM259 187H260V189H264V179H263V182H261L260 183V185H259ZM75 189V188H74ZM74 189H72V190H74ZM169 189V188H168ZM183 190H184V188H182ZM205 189V188H204ZM216 189V188H215ZM218 189V188H217ZM215 190V192L216 191H218V190H220V189H222V188H220L219 187V189L218 190ZM76 190H79L78 188L76 189ZM81 190V189H80ZM84 190V189H83ZM90 190V189H89ZM167 190V189H166ZM165 190V191H166ZM193 190V189H192ZM199 190V189H198ZM236 189H234V191H235ZM240 190H242V189H240ZM169 191H170V189H169ZM193 191H195V190H193ZM197 191V190H196ZM221 191V190H220ZM220 191H218L219 193H220ZM232 191L233 190H231V194H232ZM237 191H238V188H237ZM243 191V190H242ZM31 192H33V191H31ZM47 191L45 190V193H46ZM61 192V191H60ZM76 192V191H75ZM91 192H93V191H91ZM179 192H180V190H179ZM181 192H183V191H181ZM239 192V191H238ZM263 192V191H262ZM80 193H83L82 191L80 192ZM85 193V192H84ZM90 193V192H89ZM88 192H87V196H84L85 198L84 199H91V197H93L94 195H95V193H90L89 194ZM195 193V192H194ZM207 193V192H206ZM234 193H237L236 191L234 192ZM15 194V193H14ZM26 194V193H25ZM65 194V193H64ZM88 194L90 195V196H88ZM176 194H178L177 192H176ZM182 193H179L178 194V197L181 195ZM184 194H185V191H184ZM252 194V193H251ZM13 195V194H12ZM16 195V194H15ZM20 195H21V193H20ZM118 195V194H117ZM117 195H115V196H117ZM130 195V194H129ZM191 195V194H190ZM221 195H222V197H223V192L221 191ZM245 195V194H244ZM8 196V197H7ZM17 196V195H16ZM15 196V197H16ZM72 196V195H71ZM106 196V195H105ZM114 196V198L116 199L115 201H114V199H113V201L114 202H119L120 201V198L121 197H119L118 198V196L117 197H115ZM220 196V195H219ZM14 197V196H13ZM68 197V196H67ZM87 197V198H86ZM177 197V198H178ZM191 197V196H190ZM232 197H234V196H232ZM246 197H247V195H246ZM245 197V199H247ZM66 198V197H65ZM102 198V197H101ZM100 198V199H101ZM175 198H176V195H175ZM187 198V197H186ZM88 199V200H89ZM109 199V198H108ZM192 199V198H191ZM212 199V198H211ZM228 199V198H227ZM13 200V199H12ZM30 200V199H29ZM107 200V199H106ZM177 200V199H176ZM175 200V201H176ZM183 200V199H182ZM189 200V199H188ZM233 200H236V199H232V201ZM178 201H180V200H177L175 203H177ZM223 201V200H222ZM231 201V202H232ZM237 201H239V200H237ZM254 201L255 202H259L260 203V201H259V199H258V197H257V195L255 194V193H253L252 194V196H251V202H253L254 203ZM263 201V200H262ZM18 202V201H17ZM26 203H28L27 202V200L25 201ZM25 202H22L21 203V205H19V206H17V207H15L13 210H10L5 216H2L1 217V219H0V225H1V227H0V236H1V239L0 240H2V238H4V235H5V233L7 232V230L8 229H10V228H8V227H10V223H11V219H13V217H14V215L16 216L15 217V219L16 218H19V217H17V215L16 214H19L22 210H23V207L25 206V205H27V204H25ZM35 202V201H34ZM98 202V201H97ZM248 202H249V199H248ZM14 203V202H13ZM218 203V202H217ZM227 203V202H226ZM230 205H231V203L230 202H228ZM227 203V204H228ZM244 203V202H243ZM247 203V202H246ZM246 203H244L245 205H246ZM250 203V202H249ZM124 204V203H123ZM172 204V203H171ZM183 204V203H182ZM223 204H224V201H223ZM237 204H239V203H237ZM243 204V205H244ZM38 206H39V204H37ZM174 205V204H173ZM242 205V204H241ZM243 205L241 206V207H243ZM261 205H263L264 206V204H263V202H261ZM32 206H34V205H32ZM54 206V208H57L58 207V204H55V205H53ZM67 206V205H66ZM65 206V207H66ZM184 206V205H183ZM236 206V205H235ZM234 206V207H235ZM25 207H27V206H25ZM62 207V206H61ZM72 207V206H71ZM97 207V206H96ZM117 207V206H116ZM174 207V206H173ZM182 207V206H181ZM232 207V206H231ZM234 207H233V209H234ZM260 207V206H259ZM37 209H38V207H36ZM35 208V209H36ZM169 208H170V206H169ZM172 208V207H171ZM180 208V207H179ZM217 208H218V206H217ZM237 208V206L235 207V209ZM248 208V207H247ZM256 208V207H255ZM261 208V210H262V207H260ZM260 208H259V210H260ZM34 209V210H35ZM39 209H41V208H39ZM38 209V210H39ZM70 209V208H69ZM99 209H100V207H99ZM167 209V208H166ZM173 209V208H172ZM219 209V208H218ZM264 209V208H263ZM37 210V211H38ZM65 210V209H64ZM98 210V209H97ZM163 210V209H162ZM161 210V211H162ZM176 210H178V209H176ZM180 210V209H179ZM213 210V209H212ZM225 210V209H224ZM36 211V212H37ZM173 212H174V210H172ZM215 211V210H214ZM213 211V213H216V211L214 212ZM222 211H223V209H222ZM232 211V210H231ZM236 211V210H235ZM252 211V210H251ZM18 212V213H17ZM32 212V211H31ZM42 212V211H41ZM41 212H39V215H40V213ZM112 212V211H111ZM176 212V211H175ZM180 212V211H179ZM219 215H218V213H217V215L218 216H220V214H221V211L219 210ZM34 213V212H33ZM163 213V212H162ZM165 213V212H164ZM178 213V212H177ZM227 213V212H226ZM229 213V212H228ZM36 214V213H35ZM64 214V213H63ZM113 214V213H112ZM180 214V213H179ZM234 214H235V212H234ZM26 215V214H25ZM37 215H38V212H37ZM41 215L43 216V214L41 213ZM59 215V214H58ZM83 215H84V213H83ZM128 215V214H127ZM166 216H167V214H165ZM263 215V214H262ZM45 216V215H44ZM60 216V215H59ZM64 216V215H63ZM62 216V217H63ZM114 216V215H113ZM136 216V215H135ZM170 216V215H169ZM223 216V215H222ZM233 216V215H232ZM37 217V216H36ZM115 217V216H114ZM114 217H113V219H114ZM209 217V216H208ZM247 217V216H246ZM34 218H35V216H34ZM38 218V217H37ZM45 218V217H44ZM66 215H65V220H66ZM69 218H71V217H69ZM162 219H163V217H161ZM168 218V217H167ZM183 218V217H182ZM215 218H217V217H215ZM229 218V217H228ZM14 219V221H16ZM20 219V218H19ZM51 219V218H50ZM50 219H48L50 222H51V220ZM62 219V218H61ZM68 219V218H67ZM96 219V218H95ZM174 219H177V218H174ZM225 220V217H223L222 218V220ZM232 219H233V217H232ZM258 219V218H257ZM27 220V219H26ZM33 220V219H32ZM37 220V219H36ZM55 220V219H54ZM60 220V219H59ZM59 220H58V222H59ZM64 220V219H63ZM62 220V221H63ZM111 220H112V218H111ZM214 220V219H213ZM223 220V221H224ZM227 220H231V218L230 219H227ZM226 220V221H227ZM29 221V220H28ZM56 221H57V219H56ZM56 221H54V222H56ZM61 221V220H60ZM121 221H124V220H121ZM143 221V220H142ZM146 221H147V219H146ZM179 221V220H178ZM183 222L184 221H186V219L184 220H182ZM233 221V220H232ZM27 222V221H26ZM58 222H56V223H58ZM65 222V221H64ZM125 222V221H124ZM123 222V223H124ZM127 222V221H126ZM188 222V221H187ZM219 222V221H218ZM13 223V222H12ZM15 223V222H14ZM13 223V224H14ZM27 223H29V222H27ZM31 223V222H30ZM53 223V221L50 223V224H52ZM67 223L69 224V222L67 221ZM66 223V224H67ZM121 223V222H120ZM229 223V222H228ZM236 223V222H235ZM61 224V223H60ZM65 224V225H66ZM67 224V225H68ZM117 224H119V223H117ZM122 224V223H121ZM137 224V223H136ZM165 224V223H164ZM163 224V225H164ZM213 224V223H212ZM239 224V223H238ZM262 224V223H261ZM16 225H18L17 223H16ZM21 225H23V224H21ZM53 225H55V223L53 224ZM127 225H128V222H127ZM132 225H134V224H132ZM179 225V224H178ZM191 225V224H190ZM235 225H237V224H235ZM15 226V225H14ZM13 226V227H14ZM86 226V225H85ZM137 226V225H136ZM158 226V225H157ZM181 226H184V225H181ZM211 226V225H210ZM218 226V225H217ZM231 226H234V225H231ZM237 226H239V225H237ZM237 226H235L234 228H236ZM119 227H120V225H119ZM159 227H161V226H159ZM158 227V228H159ZM179 227H180V225H179ZM192 227V226H191ZM216 227V226H215ZM122 228H124V226L122 227ZM139 228V227H138ZM153 228H155V227H153ZM163 228V227H162ZM211 228V227H210ZM231 228H233V227H231ZM248 228V227H247ZM261 228V227H260ZM46 229V228H45ZM65 229V228H64ZM127 229V228H126ZM182 229V228H181ZM212 230H213V228H211ZM242 229V228H241ZM20 230V229H19ZM41 230V229H40ZM119 230H121L120 228H119ZM128 230V229H127ZM140 230V229H139ZM162 230V229H161ZM171 230V229H170ZM211 230V231H212ZM234 230V229H233ZM236 230V229H235ZM21 231V230H20ZM111 231H113V230H111ZM122 231H123V229H122ZM143 231V230H142ZM152 231V230H151ZM163 231V230H162ZM161 231V232H162ZM189 232H190V229L188 230ZM214 232H215V230H213ZM239 231H241L240 230V228H239ZM252 231V230H251ZM11 232H12V229H11ZM16 232H17V230H16ZM242 232V231H241ZM247 232V231H246ZM259 232V231H258ZM13 233V232H12ZM23 233V232H22ZM21 233V234H22ZM27 233V232H26ZM118 233V232H117ZM151 233V232H150ZM154 233V232H153ZM212 233V232H211ZM28 234V233H27ZM37 234V233H36ZM121 234V233H120ZM127 234H129V233H127ZM126 234V235H127ZM145 234V233H144ZM158 233H156V235H157ZM215 234V233H214ZM213 234V235H214ZM235 234V233H234ZM243 234V233H242ZM247 234V233H246ZM246 234H244V235H246ZM260 234V233H259ZM258 234V235H259ZM40 235H42V234H40ZM39 235V236H40ZM122 235V237H123V235L124 234H121ZM121 235H119L120 237H121ZM155 235V236H156ZM189 235V234H188ZM238 235V234H237ZM256 235V234H255ZM255 235H254V239H255ZM28 236V235H27ZM55 236V235H54ZM235 237H236V235H234ZM233 236V237H234ZM260 236V235H259ZM21 237V236H20ZM26 237V236H25ZM24 237V238H25ZM29 237H31V236H29ZM32 237H33V235H32ZM117 237H118V234H117ZM121 237V238H122ZM161 237V236H160ZM210 237V236H209ZM257 237V236H256ZM44 238V237H43ZM106 238V237H105ZM120 238V239H121ZM156 238V237H155ZM241 238H242V236H241ZM245 238V237H244ZM26 239V238H25ZM29 239H31V238H29ZM28 239V240H29ZM107 239V238H106ZM150 239V238H149ZM152 239H154V238H152ZM159 239V238H158ZM210 239V238H209ZM216 239V238H215ZM239 239H240V236H239ZM34 240V239H33ZM36 240V239H35ZM42 240V239H41ZM116 240V239H115ZM118 240V239H117ZM116 240V241H117ZM151 240V239H150ZM149 240V241H150ZM156 240V239H155ZM243 240H245V239H243ZM264 240V239H263ZM24 241V240H23ZM31 241V240H30ZM97 241V240H96ZM120 241V240H119ZM147 241L148 243H151V242H155V241ZM176 241V240H175ZM203 241V240H202ZM219 241V240H218ZM22 242V241H21ZM32 242V241H31ZM38 242V241H37ZM56 242V241H55ZM58 242V241H57ZM100 242V241H99ZM109 242V241H108ZM124 242H125V240H124ZM146 242V243H147ZM178 242H179V240H178ZM190 242V241H189ZM213 242H214V240H213ZM224 242V241H223ZM234 242V241H233ZM33 243V242H32ZM40 243V242H39ZM49 243H51V242H49ZM101 243V242H100ZM118 243V242H117ZM116 243V244H117ZM147 243V244H148ZM162 242H158L157 243V247L158 246H161L162 244H161ZM183 243V242H182ZM199 244H200V242H198ZM208 243H210V242H208ZM245 243V242H244ZM248 243V242H247ZM263 243V242H262ZM31 244V243H30ZM40 244H43L44 245V243H40ZM53 244H55V243H53ZM166 244V243H165ZM178 244V243H177ZM211 244H212V242H211ZM215 244H216V241H215ZM115 245V244H114ZM118 245H120V244H118ZM155 245V244H154ZM201 245V244H200ZM210 245V244H209ZM212 245H214V244H212ZM212 245H210V246H212ZM236 245V244H235ZM264 245V244H263ZM31 246V245H30ZM45 246H46V244H45ZM50 246V245H49ZM194 246H195V243H194ZM216 246V245H215ZM218 246V245H217ZM236 246H238V245H236ZM1 247V246H0ZM117 247V246H116ZM153 247V246H152ZM168 247V246H167ZM214 247V246H213ZM213 247L211 248L212 250H213ZM249 247V246H248ZM247 247V248H248ZM251 247V246H250ZM36 248V247H35ZM37 248H38V246H37ZM42 248V247H41ZM47 248V247H46ZM53 248V247H52ZM121 248V247H120ZM119 248V249H120ZM145 248H148V247H146L145 246ZM144 248V249H145ZM197 248H198V246H197ZM43 249V248H42ZM48 250H50V248H47ZM54 249V248H53ZM52 249V250H53ZM56 249V248H55ZM55 249H54V251H55ZM113 249H114V247H113ZM232 249V248H231ZM234 249H236V248H234ZM139 250H140V248H139ZM150 250V249H149ZM164 250H165V247H163V248H161V251H163V253H164ZM173 250H175V249H173ZM191 250V249H190ZM197 250V249H196ZM209 250V249H208ZM252 250V249H251ZM259 250V249H258ZM30 251V250H29ZM34 251H35V249H34ZM33 251V252H34ZM40 251V250H39ZM43 251V250H42ZM118 251V250H117ZM137 251V250H136ZM141 251V250H140ZM214 251H215V248H214ZM217 253H218V247H217ZM230 251V250H229ZM27 252V251H26ZM53 252V251H52ZM202 252V251H201ZM252 252H253V250H252ZM259 252V251H258ZM258 252H256L255 251V253H258ZM264 252V251H263ZM263 252H261L260 251V253H263ZM17 253V252H16ZM39 253V252H38ZM56 252H53V254H55ZM106 253H108L107 251H106ZM204 253V252H203ZM213 252L211 251V254H212ZM215 253V252H214ZM223 253H224V251H223ZM236 253V252H235ZM242 253V252H241ZM240 253V255L242 256V254ZM247 253H250V252H247ZM51 254V253H50ZM53 254H51V255H53ZM118 254V253H117ZM125 254V253H124ZM151 254V253H150ZM231 254L232 253H230V256H231ZM59 255V254H58ZM107 255V254H106ZM144 254H143V252H142V256H143ZM201 255H203L202 253H201ZM215 255V254H214ZM236 255V254H235ZM239 255V256H240ZM246 255V254H245ZM251 255V254H250ZM250 255L248 256V257H250ZM55 256H57V254L56 255H54V257ZM116 256V255H115ZM120 256V255H119ZM197 256H198V254H197ZM238 256V257H239ZM247 256V255H246ZM261 256H262V254H261ZM25 257V256H24ZM40 257V256H39ZM54 257H51V260H52V258H53V260L55 259ZM102 257H104V255L102 254ZM139 257H141V256H139ZM170 257V256H169ZM227 257H229V256H227ZM255 257V256H254ZM12 258V257H11ZM154 258V257H153ZM152 258V259H153ZM213 258V259H212ZM211 259L212 260H215L214 259V257H212ZM231 258V257H230ZM232 258H234V256L232 257ZM240 258V257H239ZM24 259H26L25 261L28 263V264H33L34 262H36L37 263V261H39L40 262V260H38V259H32V258H30L29 256H27L26 258H24ZM40 259V258H39ZM104 259H106V258H104ZM115 259H116V257H115ZM173 259V258H172ZM250 259V258H249ZM260 259V258H259ZM41 260H44V259H41ZM138 260V259H137ZM190 260V259H189ZM203 260V259H202ZM204 261V260H203ZM209 261H211V260H209ZM208 261V263H210ZM10 262V261H9ZM114 262V261H113ZM207 262V261H206ZM247 262V261H246ZM252 262V261H251ZM7 263V262H6ZM18 263V262H17ZM115 263V262H114ZM113 263V264H114ZM213 262L211 261V263L210 264H212ZM216 263V262H215ZM242 263V262H241ZM245 263V262H244ZM20 264V263H19ZM26 264V263H25ZM35 264V263H34ZM118 264V263H117ZM134 264H135V262H134Z\"/></svg>",
  "mask_w": 264,
  "mask_h": 264
}]
</instances>
